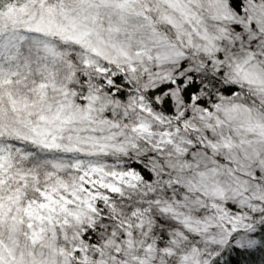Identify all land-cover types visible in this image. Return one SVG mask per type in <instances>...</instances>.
Wrapping results in <instances>:
<instances>
[{"label":"snow or ice","instance_id":"1","mask_svg":"<svg viewBox=\"0 0 264 264\" xmlns=\"http://www.w3.org/2000/svg\"><path fill=\"white\" fill-rule=\"evenodd\" d=\"M0 264H264V0H0Z\"/></svg>","mask_w":264,"mask_h":264}]
</instances>
